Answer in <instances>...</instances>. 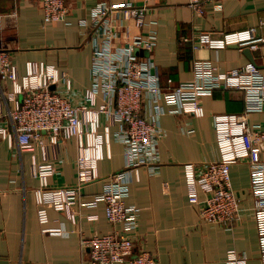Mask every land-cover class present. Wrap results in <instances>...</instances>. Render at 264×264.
Instances as JSON below:
<instances>
[{"label": "crops", "instance_id": "obj_1", "mask_svg": "<svg viewBox=\"0 0 264 264\" xmlns=\"http://www.w3.org/2000/svg\"><path fill=\"white\" fill-rule=\"evenodd\" d=\"M188 1L149 2L147 20L157 21L154 28L158 41L152 52L141 49L137 53L151 57L153 71L159 75L164 89L194 81L196 60L210 61L214 74L221 80H225L229 70L252 61L246 48L237 45L221 50L195 49L193 40L201 31L217 36L248 30L254 38L264 36V0H204L201 15ZM128 2L140 5L143 0H67L68 21L48 23L39 0H0V51L11 54L20 76L26 74L29 62L55 66L71 81L72 90L67 96L76 104L82 103L85 91L91 87L93 54L102 45L103 27L92 24V9L99 3ZM111 18L120 28L122 13L115 12ZM128 25L134 35L147 30V27L138 29ZM127 43L123 35L116 40V45ZM251 55L264 72V50L251 51ZM0 83L4 89L12 91L11 81L0 78ZM99 103H105L102 96ZM200 104L204 115L199 117L172 114L170 107L163 103L159 164L154 170L143 167L138 175H133L126 198L127 204H134L141 211L133 237L135 253L145 250L160 264H226L228 252L236 250L247 257L248 264H263L247 161L231 166V186L240 199V219L231 227L200 221L198 206L189 202L185 164L202 166L218 161L214 116L242 113L245 108L243 93L231 89L215 90L211 96L202 97ZM144 105L149 115L148 99ZM15 106L11 101L10 107ZM3 110H6L5 105ZM2 122L0 120V125ZM107 122L103 120L101 131ZM248 123L253 128H264V110L248 115ZM120 127L109 122V147L104 142L103 158L98 165L101 179L84 187L86 200L102 192L106 178L125 167V148L116 139ZM77 155L75 139L63 141L58 152L49 146L48 160L55 166L50 185L76 182ZM42 161L40 149L20 151L15 138L9 142L0 136V264H90L89 250H82L81 238L109 234L119 231L121 226L109 222L104 203L98 202L92 208L74 206V219L65 211L48 207L46 226L62 228L65 232L58 235L43 232L36 201L40 183L32 174L33 166ZM91 216L96 218L91 219Z\"/></svg>", "mask_w": 264, "mask_h": 264}, {"label": "built area", "instance_id": "obj_2", "mask_svg": "<svg viewBox=\"0 0 264 264\" xmlns=\"http://www.w3.org/2000/svg\"><path fill=\"white\" fill-rule=\"evenodd\" d=\"M45 21L67 22V0H39ZM151 0L140 5L99 3L92 9V24L102 26V45L95 51L91 62V87L84 93L82 103H74L67 96L72 84L65 73L55 66L29 62L27 72L20 76L11 54L0 51V78L12 82V91L0 83V136L12 142L16 139L20 151L40 149L43 161L33 166L32 174L40 183L36 191L38 217L43 232L63 234L62 228L46 226V209L65 211L74 219L76 205L95 207L103 202L109 222L121 226L109 234H94L81 238L82 250H89L90 264H160L156 257L143 250L135 253L133 237L138 230L140 208L127 204L133 175L143 167L154 170L159 164L158 142L162 137L159 124L165 113L163 103L172 114L188 113L203 116L200 99L211 96L215 90H238L244 95L242 113H223L214 116L218 161L202 166L185 164L188 199L198 206L200 221L231 227L240 219V199L232 189L231 166L247 161L250 166L253 213L257 225L260 257L264 264V128H253L248 115L264 110V72L256 62L249 61L229 70L225 80L213 72L208 60L193 64L195 80L162 88L159 75L153 71L151 57H141L137 50L152 52L158 41L154 26L157 21L147 20ZM204 0H189L188 5L197 13H204ZM122 13L118 28L112 14ZM146 28L132 34L130 25ZM264 25V21L262 22ZM125 36L129 43L116 45ZM184 40H188L184 38ZM232 45L264 50V36L254 38L250 31L225 32L215 36L201 31L193 40V47L221 50ZM21 96V99L19 97ZM105 100L99 103L100 97ZM148 99L150 114L144 103ZM13 101L16 106L10 107ZM4 105L6 110L4 111ZM108 123L103 127V120ZM109 122L119 124L116 139L125 148V167L106 178L104 190L91 200L83 196V189L99 179L98 165L103 158V144L109 147ZM75 139L78 155L75 160L76 182L72 185L52 186L49 179L55 173L48 160L49 146L58 152L61 143ZM91 216V219H95ZM226 264H248L247 257L230 250Z\"/></svg>", "mask_w": 264, "mask_h": 264}, {"label": "water", "instance_id": "obj_3", "mask_svg": "<svg viewBox=\"0 0 264 264\" xmlns=\"http://www.w3.org/2000/svg\"><path fill=\"white\" fill-rule=\"evenodd\" d=\"M246 53L250 56V59L252 60V62H255L254 61V59H253V57H252V55H251V51H250V49L249 48H246Z\"/></svg>", "mask_w": 264, "mask_h": 264}]
</instances>
